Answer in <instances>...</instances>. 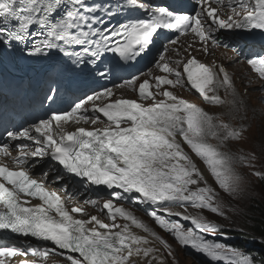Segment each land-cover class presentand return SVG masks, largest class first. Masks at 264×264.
Wrapping results in <instances>:
<instances>
[{
  "label": "snow or ice",
  "instance_id": "obj_1",
  "mask_svg": "<svg viewBox=\"0 0 264 264\" xmlns=\"http://www.w3.org/2000/svg\"><path fill=\"white\" fill-rule=\"evenodd\" d=\"M228 6L232 14L221 18L209 0H197L199 11L190 14L154 5L150 0H0V56L17 51L32 58L60 56L73 66L108 78L115 68L103 63L106 57L110 55L117 63L134 62L151 51L164 30L179 35L190 31L202 43H215L216 29L259 31L264 36V0H228ZM137 10L143 14L141 18L118 19ZM169 43L175 44L176 39L171 38ZM159 60L164 61L157 65L161 71L174 78L156 77L158 90L162 85H190L206 102L218 105L224 101L216 92L224 89L232 96L225 115L233 117L240 111L242 103L222 66L217 70L194 57L182 68L178 61H165L163 55ZM173 63L175 66H170ZM247 63L264 80V54L251 55ZM136 79L132 76L122 80L121 85L133 87ZM150 88L148 80L138 86L139 100L153 101L147 106L126 98L96 105L95 99L113 96L112 90L105 88L85 95L70 110L52 111L27 127L6 129V139L0 141V230L51 242L64 250L55 254L65 256L66 264H140L139 259H133L138 257H144L145 264H163V256H157L161 247L167 250L170 245L131 212L114 205L128 194L133 202L153 206L150 217L181 245L190 246L213 262L256 264L251 254L206 239L205 233L214 235L220 231L216 224L203 217L171 211L174 206L190 203L197 209L225 215L217 200L218 193L208 185L183 145L206 165L219 189L235 196L242 186L234 166H251L254 157L221 149L240 139L242 131L172 91H160L159 95L166 99L156 100ZM57 92L58 89L50 88L45 98L54 102ZM89 102H93L91 110L87 108ZM70 119L77 125L81 121L92 125L100 121L105 126L91 130L79 126L75 131H66ZM212 139L215 144L209 142ZM13 147L18 151L15 156ZM3 157H8L15 167H9ZM45 157L85 186L121 190L112 191L111 198L102 206L112 222L106 223L96 215L78 218L74 214L85 215L82 207L68 208L70 197H61L46 186V180L34 178L30 168L38 163L37 158ZM60 179L63 177L58 176L57 180ZM202 182L204 186L200 187ZM25 198L38 199L40 203L32 205ZM172 216L180 219L168 218ZM117 217L131 221L152 239L133 233L128 223L117 224ZM181 220L189 221L191 226L185 228ZM157 243L161 247H156ZM29 254L46 257L50 250L0 243V257ZM0 264H4L2 259ZM22 264L36 261L24 260Z\"/></svg>",
  "mask_w": 264,
  "mask_h": 264
},
{
  "label": "rangeland",
  "instance_id": "obj_2",
  "mask_svg": "<svg viewBox=\"0 0 264 264\" xmlns=\"http://www.w3.org/2000/svg\"><path fill=\"white\" fill-rule=\"evenodd\" d=\"M225 63H228L231 67V69L239 73L238 76L241 78V80H248L250 83H253L254 78L244 75L242 72L245 73L242 66H236L231 65V60H225L227 58L226 53L220 54ZM231 57L230 55H228ZM246 84V83H245ZM240 93L241 98H243L244 105L248 108H246L247 112V118L248 122H251V126L248 124V127L243 123L240 115L242 114L241 108L238 113H235L233 117H225L223 120L225 122L230 123L233 127L240 129L242 131V135L240 139L233 140L228 142L227 146L222 148V151H228L232 152L234 154H243L248 157H254L252 159L257 160L258 164L260 165L261 169L264 171V103L262 102L261 98L258 96V90L255 88H250L247 85H243L240 87ZM177 97L184 99L187 102H191L195 100L197 93H195L192 90H186L177 92L175 94ZM237 97V96H236ZM239 97V96H238ZM105 100V99H104ZM104 100L97 99L96 104H99V102H102ZM241 101V100H240ZM242 103V101H241ZM216 110L212 111L215 112ZM218 112V110L216 111ZM90 116L92 115L91 112L88 113ZM83 125L89 126V127H104L105 123H101L100 121L97 122L96 125H92L90 122L85 123L82 122ZM210 143L215 144L216 141L214 139L209 141ZM196 167L204 174L205 179L207 180L208 185L211 186L212 183H214L213 177L209 174L207 171L206 165L201 162L200 165H198V161H194L193 157L190 156ZM198 158V157H197ZM199 161H201L198 158ZM202 165V166H201ZM236 172L239 174V169L237 168V164L234 166ZM255 166H246L243 169V174L241 176V186L242 191L233 196L229 195L223 192V190L219 188H215V191L218 193L217 200L222 205H231L234 207L238 212L240 213V220L242 221H250V218L254 216L255 211L253 208L256 206H253L254 203L261 206L264 199V194L262 190V186L258 185V181L249 180V178L252 177V172L254 170ZM61 181H64L63 179ZM67 184V183H66ZM65 184V185H66ZM72 189H75L76 197V203L80 207H82L85 210V215H79L78 218L87 219L90 215H96L98 211L100 214H102L103 210L102 208L99 210L96 206V202L98 200H101V206L102 205V197L99 195V193L91 188V187H85L82 188L79 185H70ZM200 187H203V182L199 185ZM193 189H195L196 186H191ZM67 198V197H65ZM92 201H95V204L92 203ZM68 202H71V199L68 200ZM186 207L189 208L190 214L195 215L197 212H199L201 209H197L193 207L191 204H186ZM180 206H174L171 208L172 212H180ZM169 219L177 220L180 219L179 217L172 216L168 217ZM181 223L185 226L186 221H182ZM145 224L151 231H154L157 235L163 238L162 230L159 227H156L153 223V221H147ZM241 224V223H238ZM135 226V225H134ZM252 229V228H250ZM143 230V229H139ZM141 234L149 236V233H146L144 231H140ZM171 235V234H169ZM164 239V238H163ZM170 246L172 243H169V239H164ZM158 244V243H157ZM162 248V247H161ZM163 249V248H162ZM165 254H168L170 249H163ZM175 252V250L172 252V254ZM174 259L169 262L168 264H197L194 260H192L188 255H186L183 252L176 251L174 253Z\"/></svg>",
  "mask_w": 264,
  "mask_h": 264
},
{
  "label": "clouds",
  "instance_id": "obj_3",
  "mask_svg": "<svg viewBox=\"0 0 264 264\" xmlns=\"http://www.w3.org/2000/svg\"><path fill=\"white\" fill-rule=\"evenodd\" d=\"M231 71L233 70L231 69ZM240 83H241V86L247 85L250 88L257 89L258 96L261 98L262 102L264 103V93L261 90L259 91L256 85H253L251 83L245 84L244 80H241V79L238 84L240 85ZM238 91L241 96L240 88ZM240 96L238 97V99L243 102V98H241ZM246 108L248 107H246L245 105L241 106L242 114L239 113V115L243 123L248 127V124L251 126V122H248ZM243 117L245 119H243ZM250 164L254 165L255 168L251 174L252 177L249 178V180L252 179L254 181H258L259 182L258 185L263 186L261 183H264V178H262L264 177V171L261 169L257 160L251 159ZM237 166H238L237 168L239 169L238 170L239 174L242 175L243 169L244 167H246V165L237 164ZM256 172L261 173V176L254 175V173ZM212 186L215 188H219L216 185V183H212ZM222 210L225 213V215L223 216L214 214L211 211L205 210V209H201L195 215H191V216L203 217L207 221L216 224L218 228L220 229V231H218L214 235L205 233L204 235L206 236V239L216 240L218 242H222V243H225L226 245H230L234 248H237L245 253H249L255 259L256 264H264V237L259 236L258 234H256V232L253 231L254 226L250 221H247V223H245L244 221L240 220V213L238 212V210H236L231 205H222ZM238 223H241V224H238ZM170 247H171V250H170L171 254L170 255L169 253L165 254L163 258V264H168L169 262H171L175 258L174 253L176 251L185 253L192 260L197 262V264H225V262L223 261L213 262L210 260V258L206 257L202 253L195 251L193 248L186 249L184 247H181L180 245H177V243H175L174 241H172V246ZM174 250L175 252L172 254ZM189 250H191V252H189Z\"/></svg>",
  "mask_w": 264,
  "mask_h": 264
},
{
  "label": "bare ground",
  "instance_id": "obj_4",
  "mask_svg": "<svg viewBox=\"0 0 264 264\" xmlns=\"http://www.w3.org/2000/svg\"><path fill=\"white\" fill-rule=\"evenodd\" d=\"M230 55V54H229ZM231 56V55H230ZM239 77V76H238ZM253 77V76H252ZM240 78V77H239ZM254 78V77H253ZM241 79V78H240ZM245 83H250L248 80H245ZM252 84V83H251ZM2 122H5L4 120ZM196 162V161H195ZM36 164H39L40 165H46L47 167L50 168V164L48 163V160H47V157L43 158V159H39L38 160V163ZM200 165V164H198ZM202 166V165H201ZM50 184L53 186V188H59V190L61 191V194L63 195H67L66 194V190H67V186L66 185H63L61 184L60 180H57V178L55 177H51V181H50ZM70 191V190H69ZM72 195H75V193H73V190L71 192H69V196H72ZM109 198H111V195H108ZM76 197V195H75ZM190 204V203H189ZM77 205L76 203H73V206ZM115 206L117 207H123L124 208V205L122 203H114ZM96 206L97 208L100 210L102 208L101 206V200H98L96 202ZM74 215H79V214H74ZM96 216L98 218H100V216L98 214H96ZM151 221V220H150ZM149 222V221H148Z\"/></svg>",
  "mask_w": 264,
  "mask_h": 264
},
{
  "label": "trees",
  "instance_id": "obj_5",
  "mask_svg": "<svg viewBox=\"0 0 264 264\" xmlns=\"http://www.w3.org/2000/svg\"><path fill=\"white\" fill-rule=\"evenodd\" d=\"M263 194H264V183H261ZM253 206H256L254 209L255 214L253 217L250 218V222L253 224L254 229L253 231L256 232L259 236L264 237V199L261 206L257 205L256 203L253 204ZM247 223V221H244Z\"/></svg>",
  "mask_w": 264,
  "mask_h": 264
}]
</instances>
